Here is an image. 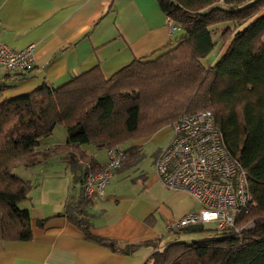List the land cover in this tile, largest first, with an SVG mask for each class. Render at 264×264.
I'll list each match as a JSON object with an SVG mask.
<instances>
[{
  "label": "trees",
  "instance_id": "obj_1",
  "mask_svg": "<svg viewBox=\"0 0 264 264\" xmlns=\"http://www.w3.org/2000/svg\"><path fill=\"white\" fill-rule=\"evenodd\" d=\"M156 2L178 27L158 56L133 59L108 78L91 69L62 85L42 83L13 97L3 98L0 85V241L32 236L29 210L19 205L32 183L14 172L17 165L29 168L57 155L81 169V156L98 170L81 146L121 145L182 114L208 109L248 175L255 205L236 216L234 228H212L194 242H169L143 264H264V0ZM214 51L215 61L205 65L202 59ZM59 124L64 143L41 149L40 140ZM124 150V166L141 159L137 146ZM67 216L87 238L103 242L85 219ZM247 222L252 226L245 228Z\"/></svg>",
  "mask_w": 264,
  "mask_h": 264
},
{
  "label": "crops",
  "instance_id": "obj_2",
  "mask_svg": "<svg viewBox=\"0 0 264 264\" xmlns=\"http://www.w3.org/2000/svg\"><path fill=\"white\" fill-rule=\"evenodd\" d=\"M164 18L156 0H0V40L14 50L34 45V62L27 70L16 76L0 69L2 97L27 93L42 83L59 86L91 69L108 78L133 59L156 57L171 40ZM217 56L210 53L205 65ZM63 132L61 139L41 143V149L64 143ZM171 135L169 124L120 145L142 149L151 139V164L140 159L123 165L101 198L83 196L86 168L81 164L73 169L56 155L29 167L26 180L32 186L22 207L29 210L32 236L0 241V264H143L152 251L173 242L167 222L199 205L157 178L154 160ZM81 151L97 168L106 162L105 149L84 145ZM55 160L62 167H53ZM71 212L85 219L89 232L103 242L87 238L68 218Z\"/></svg>",
  "mask_w": 264,
  "mask_h": 264
},
{
  "label": "built area",
  "instance_id": "obj_3",
  "mask_svg": "<svg viewBox=\"0 0 264 264\" xmlns=\"http://www.w3.org/2000/svg\"><path fill=\"white\" fill-rule=\"evenodd\" d=\"M170 36L178 29L165 16ZM34 62V45L14 50L0 40V69L24 71ZM172 135L154 160L158 180L170 190L187 192L199 205L178 219L167 222L168 231L180 230L189 224L213 222L216 230L234 228L241 211L255 205L249 190L248 175L242 165L231 156L225 146L213 113L201 110L185 113L170 124ZM106 162L98 170L85 165L82 194L87 198H101L104 188L127 157L118 144L105 148ZM249 222L245 228L251 227ZM237 230V229H236Z\"/></svg>",
  "mask_w": 264,
  "mask_h": 264
},
{
  "label": "rangeland",
  "instance_id": "obj_4",
  "mask_svg": "<svg viewBox=\"0 0 264 264\" xmlns=\"http://www.w3.org/2000/svg\"><path fill=\"white\" fill-rule=\"evenodd\" d=\"M202 60H203V63L206 64L207 59L203 58ZM63 129H64L63 125H60V124L57 125L55 127V129H54V133L51 135L52 137L51 138L43 137L40 140L41 143H44L46 141L58 140V138L61 139L62 133H64ZM146 136H149V135H146ZM143 137H145V136H143ZM121 146L124 147L125 143L124 142L121 143ZM141 148L142 149H140V153L142 154V156H141L142 164L144 162H149V164H151L150 160L152 159V157L154 155V151H155V146L153 145L152 140L151 139L146 140V143ZM82 160H84V159H82ZM80 163L83 164L82 162H80ZM56 165H58L57 164V160L54 161V164L52 166L55 167ZM58 166L62 167L61 165H58ZM130 170H134V169L130 168ZM14 172L17 175H19L20 177L28 179L27 175L30 176L31 169L30 168H26V167H24L22 165H17L15 167V169H14ZM34 172L38 173L36 170ZM37 179L40 180L41 176H39V178H37ZM60 194H63V193H60ZM24 202H25V200L21 201L19 203V205L22 206ZM247 223H245V224H247ZM212 228H215V224L213 222H209V223H205L203 225V230H199V231H183V232H181V231L170 232L172 234L171 240H174V241H188L190 239V241H194V240L202 239L204 237H207L209 234H211V230L210 229H212Z\"/></svg>",
  "mask_w": 264,
  "mask_h": 264
},
{
  "label": "water",
  "instance_id": "obj_5",
  "mask_svg": "<svg viewBox=\"0 0 264 264\" xmlns=\"http://www.w3.org/2000/svg\"><path fill=\"white\" fill-rule=\"evenodd\" d=\"M184 33H181L179 37H182ZM203 229V225L201 223L197 224H189L181 228L182 231H199Z\"/></svg>",
  "mask_w": 264,
  "mask_h": 264
}]
</instances>
